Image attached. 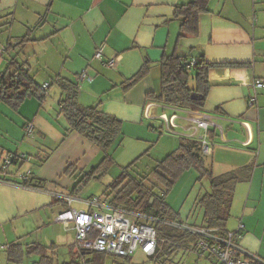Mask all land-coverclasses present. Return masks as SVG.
Listing matches in <instances>:
<instances>
[{
    "label": "crops",
    "instance_id": "1",
    "mask_svg": "<svg viewBox=\"0 0 264 264\" xmlns=\"http://www.w3.org/2000/svg\"><path fill=\"white\" fill-rule=\"evenodd\" d=\"M184 2L0 0V79L8 62L15 59L27 66L39 86L49 85L47 98L41 103L26 99L14 110L0 102V162L10 153L27 157L9 168L8 181L0 180V246L20 244L25 249L31 244L41 245L28 240L48 217L72 233L69 242L57 236V243L50 244L48 255L54 264H59L55 261L59 250H67L69 256V261L61 264H101L106 256L91 261L94 254L75 246L71 224L55 220L60 210L67 208L63 201H57L56 195L76 198L71 193L74 183L66 169H76L78 164L86 168L97 155L92 142L67 131L59 105L63 94L54 79L60 77L77 85L78 105L99 104L104 114L121 121L123 126H138L150 103L146 94L160 90L159 61L163 55L174 54L185 62L202 58L212 65L202 111L181 109V126L177 125V114L175 123L182 129L180 139L197 140L201 133L193 118L196 114L210 118L213 125L208 140L217 148H213L215 154L212 151L202 155L211 156L209 168L215 175L245 171L236 185L230 212L243 226L238 239L244 252L242 258L252 255L264 263V89L252 86L254 81L264 79V0H209L208 12L198 17V34L177 42L179 23L173 15L175 6ZM97 49L101 50L100 59L94 58ZM110 58H117L114 67L107 66ZM143 65L148 68L146 75L130 85L129 78ZM82 74L86 78L81 80ZM193 83L190 88H194V80ZM251 99L254 103L249 106ZM155 103L151 102V115L154 108L159 109ZM162 109L172 114L178 111L165 105ZM28 123L33 126L30 135L24 132ZM222 124L227 132H223ZM236 128L243 130L239 138ZM227 143L230 144L226 146ZM235 143L240 148L234 149ZM220 150L224 155L217 160ZM215 167L222 171L216 173ZM27 170L31 171L29 184L38 188L17 184V176ZM240 183L245 185L244 190L238 188ZM238 189H242V201L236 210L233 202ZM70 208L85 209L76 201ZM76 250L80 253L79 262L74 261ZM138 253L144 255L139 250ZM38 259L37 256L30 264ZM127 259L132 261L131 256ZM0 264H13L8 261L6 249L0 250Z\"/></svg>",
    "mask_w": 264,
    "mask_h": 264
},
{
    "label": "trees",
    "instance_id": "2",
    "mask_svg": "<svg viewBox=\"0 0 264 264\" xmlns=\"http://www.w3.org/2000/svg\"><path fill=\"white\" fill-rule=\"evenodd\" d=\"M208 2L209 0H185L184 3L175 6L173 18L179 23L177 42L185 37H195L198 34V17L208 12ZM22 43L23 41L20 42V45ZM195 61V65L190 66L191 61L185 62L177 55H163L159 61L160 90L157 94H146V99L177 109L202 111L209 88L208 69L212 65L207 64L202 58ZM7 66L6 72L0 79V102H4L17 110L26 99L32 98L41 103L47 98L46 90L49 85L47 89L39 86L29 75V70L25 64H20L12 59ZM147 70V66L143 65L129 78L130 85L141 80L146 75ZM191 70L194 72V88L188 86ZM54 83L59 86L63 94L59 105L60 113L68 125L67 131L80 134L106 152L97 166L92 167L79 182L74 183L71 193L77 194L81 185L105 172L111 164L112 158L107 151L112 143L122 135V122L104 114L100 110L99 104L90 107L78 105L76 84L60 77H56ZM211 132L212 130L209 131V135L212 134ZM135 162L123 169L122 173L109 184L108 193L102 198L107 199L113 208L142 212L158 220L154 224L158 244L153 258H158L163 254L168 255L172 247L187 248L188 244L191 243L192 245L196 240L188 232L164 224L167 221L182 222L170 210L164 201V197L171 190L178 177L190 169H196L198 172L197 181L203 179L208 181L209 190L197 201L203 211L202 225L200 226L207 229H217L220 234L233 232L226 230V224L230 217L234 191L241 178L233 171L215 175L211 168H206L197 140L181 138L178 147L161 161L156 162L145 176L134 178L128 174L127 169L132 167ZM72 170L74 167L69 166L65 173L70 175ZM30 179L25 182L26 187L38 188V185L29 184ZM148 179L151 180L149 183L147 182ZM57 201L62 202L59 199ZM51 247L31 244L23 249L20 244H10L0 246V250H7L8 261L13 264L21 263L27 255L39 257L33 264H54L52 257L48 255ZM78 250L82 251L79 248ZM92 254L95 255L93 261L106 255L102 253Z\"/></svg>",
    "mask_w": 264,
    "mask_h": 264
},
{
    "label": "rangeland",
    "instance_id": "3",
    "mask_svg": "<svg viewBox=\"0 0 264 264\" xmlns=\"http://www.w3.org/2000/svg\"><path fill=\"white\" fill-rule=\"evenodd\" d=\"M193 80L194 72L190 71V79L188 81L189 87L194 84ZM149 102L151 103L152 101ZM156 105L159 106V109L156 108V110L154 108L155 110H152L153 114L150 116V118L146 117L144 114L143 123L141 125H122V135H120L119 138L112 143L110 149L107 151L108 155H110L112 158L111 164L105 172L96 175L87 183L81 185L80 191L75 195L76 198L87 199L106 195L108 193L107 189L109 184L122 173L123 169L127 168V166L134 161H136L135 164L127 169L128 174L134 178L145 176L154 167L156 162L161 161L166 155L173 152L178 147L182 129L176 126L173 131H167L165 125L161 122V120H159V116L162 112L166 113V115H170L172 114V111L162 109V104V106L158 103ZM175 113L179 117L176 121L177 125L181 126V117L183 111L178 109V111L176 110ZM222 128L223 132H227V129L223 124ZM235 131L237 132V138H239L238 136H241L239 134L243 133V130L241 131L239 128H236ZM217 141L218 140H216V142ZM213 143L216 144L215 141ZM208 144L210 147V153L212 154L213 151V154H215L216 150L213 148L216 146L213 147L212 143H209V140ZM228 144L230 143H227L226 146H228ZM232 147L234 149H238L240 148V145L235 143L232 145ZM93 149L95 150L94 152H96L97 156L93 159L91 164L86 166V168L82 167V164H78L76 169L72 170L69 177L72 178L73 183L79 182L83 175L87 173L92 167L97 166L106 155V152L102 151L97 146H94ZM223 155L224 152L220 150L219 155L216 156L217 160L222 158ZM203 160L205 162V166L209 168L211 163L210 161L212 160L211 156L204 157ZM214 161L215 160L213 158V163ZM82 169H84V171ZM215 171L216 173H219L222 170L215 167ZM232 171L235 172L240 178L243 177V174H245L244 170H239L238 172L235 170ZM197 177L198 172L196 169H190L183 172L175 181L171 190L164 197L165 203L168 205L173 214L180 218L183 223L192 226L202 225L203 211L199 207L197 201L206 191L209 190L208 181L206 179L197 181ZM242 179L244 180V178ZM150 181L149 179L147 180L148 183ZM238 186V188H242L243 190L245 189V185L243 183H240ZM242 189H238L235 192L233 206L236 208V210H238V208L241 206L242 197L240 193L242 191L240 192V190ZM74 206L81 208L80 205ZM231 215L233 216L232 212H230V217L226 224L227 230H230L233 227H238L236 218H234L236 216L232 217ZM57 236H63L67 242L72 239L71 232H65L60 225L53 223L47 217L44 226L40 228L39 231L34 233L32 238L28 241L30 243L38 242L41 245L50 246V244L53 242L57 243ZM190 245L191 243L186 246L187 248L172 247L168 255L163 254L158 258L146 257L136 251L133 255H131V262L127 258H118L111 255H105L106 258L101 261V264H217L215 258L209 255L208 252L200 254L199 251L192 250ZM167 249L169 248L167 247ZM75 254L76 258L74 261L79 262L81 259L80 253L76 250ZM34 259H37V256L27 255L24 257L21 264H30ZM55 261H58L59 264L64 261H69L67 250H59L58 252H55ZM91 261H93L92 258ZM80 264H82V261Z\"/></svg>",
    "mask_w": 264,
    "mask_h": 264
},
{
    "label": "built area",
    "instance_id": "4",
    "mask_svg": "<svg viewBox=\"0 0 264 264\" xmlns=\"http://www.w3.org/2000/svg\"><path fill=\"white\" fill-rule=\"evenodd\" d=\"M101 50L97 49L94 58L100 59ZM117 58H110L107 61L108 67H114ZM195 60H191L190 66H194ZM85 79L84 74L79 77ZM254 89H264V79L256 80L253 83ZM48 84L42 86L47 89ZM254 99L249 101L252 106ZM153 104L149 103L145 108V116H152L149 112ZM177 115L161 114L159 120L165 125L167 131L176 128ZM196 129L200 131L197 138L200 153L208 155L210 147L208 144V132L213 125L210 118L202 114H196L193 118ZM33 126L28 123L24 127L26 135H30ZM26 156L21 153L7 154L0 162V180H6L9 175V168L16 166L26 160ZM31 177V171L27 170L17 176V184L26 187L25 182ZM56 198L63 201L67 208L57 214L55 220L62 224H71L74 231V240L77 248L85 253H102L118 258H129L136 251H141L147 257L156 254L158 238L154 224L158 222L152 216L138 212L126 211L113 208L108 200L102 197H91L87 199H76L70 195L57 194ZM79 202L85 207L83 210L70 208L73 202ZM181 231H186L193 235L196 240L192 250L199 251L200 254L206 252L215 258L218 264H264L259 258L247 255L242 258L243 250L238 245L240 231L243 226L238 225L235 232H224L220 234L217 229H207L203 226H192L179 221H167L164 223ZM3 248V247H2Z\"/></svg>",
    "mask_w": 264,
    "mask_h": 264
}]
</instances>
